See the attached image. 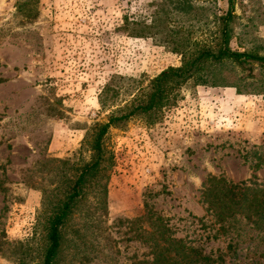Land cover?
I'll return each instance as SVG.
<instances>
[{"label": "rangeland", "instance_id": "1", "mask_svg": "<svg viewBox=\"0 0 264 264\" xmlns=\"http://www.w3.org/2000/svg\"><path fill=\"white\" fill-rule=\"evenodd\" d=\"M233 1L230 48L264 57V0ZM227 11L228 0H0V264L40 263L52 203L91 159V129L182 51L213 47ZM218 68L228 86L183 88L158 116L110 127L107 213L93 187L60 264L149 260L148 211L208 264H264V233L217 222L200 200L209 177L264 181V66ZM84 207L94 229L80 230Z\"/></svg>", "mask_w": 264, "mask_h": 264}, {"label": "trees", "instance_id": "2", "mask_svg": "<svg viewBox=\"0 0 264 264\" xmlns=\"http://www.w3.org/2000/svg\"><path fill=\"white\" fill-rule=\"evenodd\" d=\"M234 1L228 0L227 13L219 18L218 41L213 47H194L182 51V62L179 67H170L149 80L147 85H139L130 92L129 101L118 108L109 117L108 123L95 125L89 134L91 159L77 171L72 179L65 178V187L59 199L52 201V209L45 220L44 250L39 264H60L63 252L68 244L65 229L74 214L86 204L87 194L93 187L98 188V209L107 213L106 188L100 186L105 163L110 166L111 157L104 147V138L111 126H120L136 116H158L167 107L173 106L181 97L186 87L209 86L226 87L231 82L221 76L218 67L226 63L243 69L246 66H264V57L246 52H235L230 48L232 38ZM227 82V83H226ZM235 87V86H231ZM107 88V87H106ZM105 93V90H104ZM102 105L105 100L102 97ZM58 190L56 186L53 191ZM53 191L46 192L47 198H55ZM200 200L217 222L235 219L237 216L251 224L259 233H264V181L253 175L250 180L232 183L224 178L209 177L203 184ZM85 216L82 228L88 230L100 224L89 216V207H84ZM147 220L152 225L151 231L143 237L148 243L149 260H139L132 264H208L209 259L199 250L186 244L182 239L173 236V232L161 217L146 212L139 220ZM138 221V220H137ZM83 222V221H82ZM140 223V222H139ZM80 230L73 228L77 237L83 236ZM3 243H0V251ZM71 261V258L69 259Z\"/></svg>", "mask_w": 264, "mask_h": 264}]
</instances>
